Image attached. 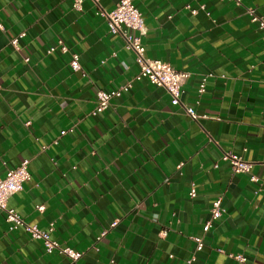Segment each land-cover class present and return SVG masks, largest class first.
Instances as JSON below:
<instances>
[{
    "label": "crops",
    "instance_id": "crops-1",
    "mask_svg": "<svg viewBox=\"0 0 264 264\" xmlns=\"http://www.w3.org/2000/svg\"><path fill=\"white\" fill-rule=\"evenodd\" d=\"M75 1L0 0V174L29 160L8 207L54 223L52 239L81 256L47 253L0 211V264H264V28L248 12L264 17V0H133L145 55L189 73L181 101L198 119L136 78L98 13L120 0ZM127 83L94 113L98 91ZM228 151L250 171L235 172Z\"/></svg>",
    "mask_w": 264,
    "mask_h": 264
},
{
    "label": "built area",
    "instance_id": "built-area-1",
    "mask_svg": "<svg viewBox=\"0 0 264 264\" xmlns=\"http://www.w3.org/2000/svg\"><path fill=\"white\" fill-rule=\"evenodd\" d=\"M236 1L238 3L240 2V0ZM81 2L82 0H76L74 2V7L76 9H81ZM95 2L98 3V0H95ZM248 12L251 15V19L253 21H258L260 26L264 28V17L257 14L252 8L249 9ZM98 13L106 18L109 32L122 37L124 47L134 54V60L139 67L136 78H145L150 83L165 88L171 95L173 104L182 106L191 118L198 119L200 116L196 113L195 109L181 101L182 85L189 77V73L177 70L162 59H152L145 55V46L142 42V36L146 33V26L143 21L142 13L134 4L133 0H120L111 11H105L100 8ZM23 35L24 33H21L20 36ZM17 42L18 37L12 39L14 45H16ZM57 47L63 52L68 51V46L62 40H59ZM57 47H50L48 52L53 51ZM70 64L74 70L81 68L79 55L77 53H72ZM205 80L206 78H203L200 85V93L204 91ZM130 86L131 83H127L115 91H98L94 113L104 111L109 106L113 96H120L122 92L128 90ZM222 159L227 161L235 172L248 173L250 171L251 163L242 156L231 151L224 152L222 154ZM30 176L28 159H24L14 168L7 169L4 175L0 174V211L6 213V220L10 223L12 229L21 227L28 232L32 238L41 240L47 253L58 250L59 253L67 256L72 263L75 262L79 259L81 254L74 251L71 247L61 246L52 239L51 235L54 231V223H50L46 228H40L37 225L27 223L17 211L8 207L7 202L9 197L19 191L23 184L30 179ZM254 178V176L251 177V179ZM196 192V186L193 184L189 195L194 197ZM220 204V199H215L212 203L211 213L214 219L222 215ZM44 208L45 206L43 204L37 205L39 211L44 210ZM114 225H116V222H113L111 226ZM204 229H209V223L205 224ZM105 232L106 231H104L103 234H105ZM202 248L203 241L197 239V250H201ZM234 257L241 263L245 262V257L242 254H236ZM190 263L191 261L188 262V264Z\"/></svg>",
    "mask_w": 264,
    "mask_h": 264
}]
</instances>
